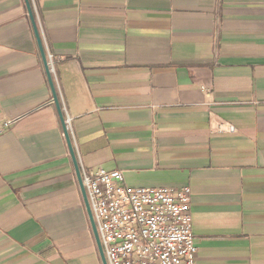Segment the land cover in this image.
<instances>
[{
  "label": "crops",
  "instance_id": "crops-1",
  "mask_svg": "<svg viewBox=\"0 0 264 264\" xmlns=\"http://www.w3.org/2000/svg\"><path fill=\"white\" fill-rule=\"evenodd\" d=\"M31 4L81 171L190 187L196 264H264V0ZM0 264H102L24 0H0Z\"/></svg>",
  "mask_w": 264,
  "mask_h": 264
},
{
  "label": "built area",
  "instance_id": "built-area-1",
  "mask_svg": "<svg viewBox=\"0 0 264 264\" xmlns=\"http://www.w3.org/2000/svg\"><path fill=\"white\" fill-rule=\"evenodd\" d=\"M81 175L108 264H196L190 187H132L104 168Z\"/></svg>",
  "mask_w": 264,
  "mask_h": 264
},
{
  "label": "water",
  "instance_id": "water-1",
  "mask_svg": "<svg viewBox=\"0 0 264 264\" xmlns=\"http://www.w3.org/2000/svg\"><path fill=\"white\" fill-rule=\"evenodd\" d=\"M24 1L26 3L28 15H29V18L31 20V23H32V26L34 29V33H35V37H36V40L38 43L40 55L42 57V61H43L44 67H45L47 77H48L49 85H50L51 92H52V102L55 104V106L58 110V114H59V117L61 120V124H62V128H63L64 134H65V138L67 141L70 156L72 158V161H73V164L75 167V171H76L78 182L80 185V189H81L82 197L84 200L85 208H86V211L88 214V218H89L90 225H91V228L93 231V235H94V238L96 241V245L98 247L100 258H101L102 264H108L106 256H105V252H104V249L102 246V242L100 239V235L98 232V228H97V225H96V222H95V219L93 216V212H92L89 200H88L87 192H86V189H85V186L83 183L79 160H78V157H77L75 149H74V145L72 142L71 135H70L69 130H68L67 125H66V119H65V116H64V113L62 110L59 94H58V91H57L56 86H55L54 78L52 76V69H51V64L49 61V56H48V53L44 47V43H43V40L41 37V33H40L39 28H38L36 18H35V14H34V10H33L32 4H31V0H24Z\"/></svg>",
  "mask_w": 264,
  "mask_h": 264
}]
</instances>
